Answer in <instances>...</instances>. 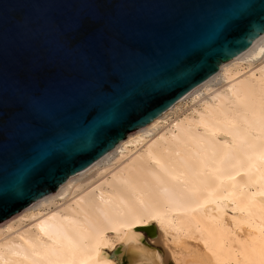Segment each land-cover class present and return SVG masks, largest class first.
I'll use <instances>...</instances> for the list:
<instances>
[{
	"label": "water",
	"instance_id": "1",
	"mask_svg": "<svg viewBox=\"0 0 264 264\" xmlns=\"http://www.w3.org/2000/svg\"><path fill=\"white\" fill-rule=\"evenodd\" d=\"M263 33L264 0H0V224Z\"/></svg>",
	"mask_w": 264,
	"mask_h": 264
},
{
	"label": "bare ground",
	"instance_id": "2",
	"mask_svg": "<svg viewBox=\"0 0 264 264\" xmlns=\"http://www.w3.org/2000/svg\"><path fill=\"white\" fill-rule=\"evenodd\" d=\"M0 264H264V33L1 223Z\"/></svg>",
	"mask_w": 264,
	"mask_h": 264
},
{
	"label": "rangeland",
	"instance_id": "3",
	"mask_svg": "<svg viewBox=\"0 0 264 264\" xmlns=\"http://www.w3.org/2000/svg\"><path fill=\"white\" fill-rule=\"evenodd\" d=\"M246 50V49H245ZM243 52V51H242ZM244 66H246V62H243L242 63V67H244ZM211 85H212V87L213 88H216V87H218V85H219V77L218 78H216L215 80H213V82H211ZM184 102V101H183ZM191 105V103H185V104H182L181 105V107H180V109H177L178 111V113H181L182 111L184 112V110H186L187 108H189V106ZM182 112V113H183ZM218 208H224V209H227V207L225 206V205H221V206H219ZM153 225H154V223H153ZM133 230H134V228H133ZM135 231V230H134ZM158 231V230H157ZM135 232H138V233H140L141 234V232L140 231H135ZM146 241L147 242H149L150 244H152V245H157L158 247H165V246H163L164 245V243L162 242L161 243V241H160V239L159 240H157V239H146ZM158 241H160V242H158ZM158 242V243H157ZM168 242H170V241H168ZM167 242V243H168ZM121 243H122V240H121V238H116L115 236H111V237H109V239H108V242H107V244L103 247V249L105 250V251H107L108 253H112L115 249H117L118 247H120V245H121ZM123 261V260H122Z\"/></svg>",
	"mask_w": 264,
	"mask_h": 264
}]
</instances>
